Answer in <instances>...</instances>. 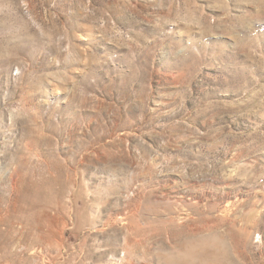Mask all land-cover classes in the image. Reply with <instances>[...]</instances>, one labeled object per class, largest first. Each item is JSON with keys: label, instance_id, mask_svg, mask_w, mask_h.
Here are the masks:
<instances>
[{"label": "rangeland", "instance_id": "obj_1", "mask_svg": "<svg viewBox=\"0 0 264 264\" xmlns=\"http://www.w3.org/2000/svg\"><path fill=\"white\" fill-rule=\"evenodd\" d=\"M0 264H264V0H0Z\"/></svg>", "mask_w": 264, "mask_h": 264}, {"label": "bare ground", "instance_id": "obj_2", "mask_svg": "<svg viewBox=\"0 0 264 264\" xmlns=\"http://www.w3.org/2000/svg\"><path fill=\"white\" fill-rule=\"evenodd\" d=\"M25 200H26V199H25ZM24 202H25V201H24ZM21 204H22V203H21ZM21 208H22V207H21ZM33 215H34V214H33ZM7 217H8V216H7ZM12 217H13V216H12ZM27 218H28V217H27ZM36 219H37V218H36ZM36 219H35V220H36ZM45 219H46V218H45ZM48 219H49V218H48ZM50 219H51V218H50ZM6 220H8V219H6ZM52 220H54V219H52ZM3 221H4V220H3ZM30 221H31V220H30ZM30 221H29V222H30ZM46 221H47V220H46ZM6 222H7V221H6ZM38 222H39V221H38ZM43 222H44L45 224H48V223L53 222V221L50 220L48 223H46L45 221H43ZM39 223H40V222H39ZM41 223H42V222H41ZM41 223H40V225H41ZM51 224H53V223H51ZM40 225H39V226H40ZM53 225H54V224H53ZM13 226H14V225H13ZM50 226H51V225H50ZM50 226H49V227H50ZM47 227H48V226H47ZM51 228H52V226L49 228V229H50V230H49L50 232L48 231V235H47V236H50V237H48L49 239L52 237V236H51V232L54 231V230H51ZM53 228H54V227H53ZM12 229H13V228H12ZM12 229H11V230H12ZM30 229H31V228H30ZM36 229H37V228H36ZM45 229H46V228H45ZM55 229H56V228H55ZM11 230H9V232H10ZM14 230H15V229H13V231H14ZM37 230H39V229H37ZM41 230H42V228H41ZM6 231H7V230H6ZM46 231H47V230H46ZM10 233H11V232H10ZM54 233H55V232H54ZM8 234H9V233H8ZM13 234H15V233L13 232ZM43 234H45V233H43ZM6 235H7V232H6ZM9 235H10V234H9ZM52 235H53V234H52ZM7 236H8V235H7ZM43 236H44V235H43ZM45 236H46V235H45ZM53 236H54V235H53ZM13 238H15V237H13ZM8 239H9V238H8ZM8 239H6V241H7ZM38 240H39V239H38ZM41 240H42V239H41ZM41 240H40V242H41ZM50 240H51V239H50ZM9 242H10V241H9Z\"/></svg>", "mask_w": 264, "mask_h": 264}]
</instances>
